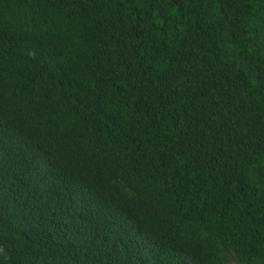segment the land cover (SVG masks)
I'll return each instance as SVG.
<instances>
[{
  "label": "trees",
  "instance_id": "trees-1",
  "mask_svg": "<svg viewBox=\"0 0 264 264\" xmlns=\"http://www.w3.org/2000/svg\"><path fill=\"white\" fill-rule=\"evenodd\" d=\"M0 264H264V0H0Z\"/></svg>",
  "mask_w": 264,
  "mask_h": 264
}]
</instances>
